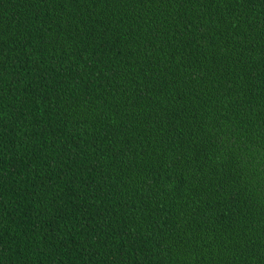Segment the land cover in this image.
Returning a JSON list of instances; mask_svg holds the SVG:
<instances>
[{"label":"trees","instance_id":"16d2710c","mask_svg":"<svg viewBox=\"0 0 264 264\" xmlns=\"http://www.w3.org/2000/svg\"><path fill=\"white\" fill-rule=\"evenodd\" d=\"M0 264H264V0H0Z\"/></svg>","mask_w":264,"mask_h":264}]
</instances>
